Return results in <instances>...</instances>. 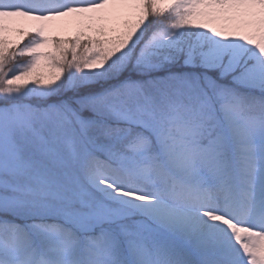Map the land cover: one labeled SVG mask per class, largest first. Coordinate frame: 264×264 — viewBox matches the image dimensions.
Masks as SVG:
<instances>
[{
	"label": "snow or ice",
	"instance_id": "snow-or-ice-1",
	"mask_svg": "<svg viewBox=\"0 0 264 264\" xmlns=\"http://www.w3.org/2000/svg\"><path fill=\"white\" fill-rule=\"evenodd\" d=\"M0 264H264V0H0Z\"/></svg>",
	"mask_w": 264,
	"mask_h": 264
}]
</instances>
